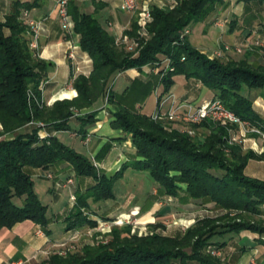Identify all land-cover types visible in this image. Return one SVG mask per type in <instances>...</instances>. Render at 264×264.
Returning a JSON list of instances; mask_svg holds the SVG:
<instances>
[{"label":"trees","instance_id":"obj_1","mask_svg":"<svg viewBox=\"0 0 264 264\" xmlns=\"http://www.w3.org/2000/svg\"><path fill=\"white\" fill-rule=\"evenodd\" d=\"M244 1V0H242ZM221 0H182L172 9H151L152 20L147 30L152 37L135 56L115 45L111 34L93 14L86 13L68 2V13L73 30L79 35V44L92 61L91 72L78 76L72 86L77 92L73 99H63L46 106L41 96L48 64L29 46L28 26L22 19L23 10L30 3L15 1L9 12L0 18V228H10L29 219L49 234L48 205L40 201L33 189L31 170H50L65 163L72 176L93 181L76 192V204L87 209L77 223L69 222L76 216L63 219L65 230L96 224L89 212V200L97 202L113 198V184L127 168L146 171L166 196L212 204L227 212L264 214V180L245 174L252 159L251 151L230 147L224 154L227 128L206 119L202 124L210 130L205 141L196 142L186 134L166 130L146 114L120 107L113 113L111 126L130 135L135 147L134 156L124 162L111 177L97 170L84 155L62 142L56 135L45 131L69 130L72 108L89 106L111 90L118 73L143 65H155L163 57L169 61L159 67L164 90L174 83L176 75L192 79L213 92L226 108L239 118L263 125L264 118L254 109L252 100L243 94V87L264 89V69L254 71L245 60L221 62L211 59L180 37L191 22L207 17ZM264 4V0H257ZM132 28L136 27L135 22ZM133 35L134 31H124ZM155 62V63H154ZM173 67V71L168 70ZM82 124L92 122L91 115L76 118ZM43 123V134L40 126ZM5 134L9 137L3 138ZM85 134V133H83ZM229 155V156H228ZM230 157V158H229ZM227 159L236 164L227 163ZM71 175V174H70ZM80 184V181L78 180ZM21 199V204L17 200ZM203 218L184 232L174 235L152 233L138 237L125 232L127 238L93 247L81 252H54L45 259L29 264H235L208 248L220 250L228 240L225 235L242 230L259 231L253 223L242 220ZM115 232V230H113ZM115 235V234H114ZM115 237V236H114ZM264 245V239L260 238ZM243 251V248L240 249Z\"/></svg>","mask_w":264,"mask_h":264},{"label":"rangeland","instance_id":"obj_2","mask_svg":"<svg viewBox=\"0 0 264 264\" xmlns=\"http://www.w3.org/2000/svg\"><path fill=\"white\" fill-rule=\"evenodd\" d=\"M180 1L182 0H163L164 4L158 8L172 9ZM243 2L246 4V8H249V4L251 5V8H249L251 12L254 13V10H256V12L258 11L259 16H257L255 13L254 15H256L257 19H260L261 22L264 21V7L261 5V3H258L257 0H244ZM221 3L222 2H219L217 4ZM153 7L156 6L149 5L146 8H148L151 12ZM142 9L143 7L140 8L138 5L134 12L128 13L134 17L133 22H135L136 25L135 28H132L133 25H131L130 28L126 29L127 31H134L133 35L127 34L129 37L137 40L134 49H126L124 44L115 42V45L119 49H123L125 53L132 56H135L141 47L152 37L151 32L148 30H146V35L144 36L140 33L138 13ZM125 13L119 10L114 12V14L119 15H125ZM247 16L248 15H244V19L250 18V16ZM205 18L196 20V22ZM221 19L217 21V24L224 23V26L221 30H219V34L216 36L214 43L207 47L208 49L206 50L209 53L205 55L211 59H218L224 63L236 62L243 59L252 64L251 66L254 71L264 69V31L261 33L254 31L248 32V29L243 28L244 31L242 35L229 38L228 35L232 31L231 29H235L237 25L234 24V21L230 22L232 25L230 26L229 24L230 30H227L226 33L227 22L224 21L223 18ZM193 22H191L181 31L180 37L185 39L192 47L199 50L198 44L191 42L188 39L192 34L191 25ZM106 25L108 31L110 32L118 29L117 24L110 27L108 23ZM147 27L148 26H146V29ZM185 30H188V32L185 33ZM215 52L219 53V55L216 57H214ZM168 63V59L163 57L155 65H148L150 66L151 71H153L155 74L150 77L151 79H149L148 88L151 91L148 93L147 91H143L142 94L139 93V90H137L136 87H133L135 83L133 84V82L127 81L125 78L121 77L115 81L113 87L111 85L110 91L108 90L104 95L99 97L103 100V105L100 109H92L94 102L89 106L72 108L73 116L71 118H79L81 116L87 115H91L93 117L91 123L87 125L82 124L84 130L82 133H76V136H80L83 145L86 146L88 144L90 134H88L87 128L92 126L94 122H97L98 117L96 118V114L98 112L101 113L104 111L107 117H111L113 119V113L120 107H124L131 111L144 113L152 121L160 123L168 131L186 134L196 142L205 141L207 136L210 134V130L202 126L206 119L199 121H191L186 119H188L189 115L192 114L196 108L203 105L208 100H204L200 103L186 101L185 99L181 100V98L177 96V94L180 92L179 89H177L175 93L170 91V87L167 90H164L161 77L162 74L165 73V68L167 67ZM159 67L164 68L165 71L158 72L159 70H153L154 68L158 69ZM173 69V67H170L168 70L173 71ZM176 82H182V79L176 78ZM242 91L243 94L252 99L259 92V89L248 88L245 86L243 87ZM145 95L146 99L144 98ZM211 96L212 91L207 90L205 98L208 99ZM46 106L48 105L46 104ZM257 110L264 118V109L259 106ZM213 122L221 124V126H225L227 128V136L225 137L226 147H223L224 154H229L230 147L233 146L240 147L243 152H253V154L256 155L258 159H252L248 162L247 167L245 168V174L264 180V136L251 131L243 133L240 131L237 125H234L230 122ZM39 123H41V121L35 122L33 124L37 126L39 125V132L43 134V123ZM74 126L78 128L77 124L71 122L70 130H73ZM247 126L248 129L251 127L264 129V123L263 125H258L249 120H247ZM68 132L69 131L67 130L63 135H60V140L68 145H73L75 147V149H73L88 158L97 170L104 172L108 177H111L120 169L122 164L115 167L117 169L113 168L110 170H106V168L102 165V161L105 159L106 154L112 148L111 142L104 143L94 154L90 152L86 153L82 150V146L79 141L69 138ZM73 135H75V133ZM7 137H9V134H5L3 136V138ZM110 152L113 155L114 151L111 150ZM112 155L109 158L112 159ZM226 162L233 165L237 163L231 159H227ZM63 164L65 163H61L48 171L38 168L32 169L33 189L37 193L40 201L48 205V216H52V214L56 216L58 214L55 213H62V210L67 205V211L65 215L72 218L76 216V214H79L80 210L81 212H87V209L82 208L80 205L75 203L76 192L81 191L86 186L83 182L84 179H79L76 177V175L72 176L74 172H71L70 170L69 176L62 178L60 176L62 170L60 165ZM64 167L67 169L70 168L69 165H64ZM68 177L71 178L72 183L66 182ZM78 180L80 181V184L78 183ZM92 182L93 181H90L88 184H91ZM112 188L115 194L113 198L103 199L97 202L89 200V206L91 207L89 212L92 213L91 211L93 210L96 211L97 214H103V216H98L96 224L93 226H91L92 224H87L71 229L76 231L73 237H69V239H66L64 242H60V244L57 243L56 245L58 246H55L53 252L51 253L58 252L60 254H65L66 252H81L82 248L87 246L93 247L107 244L113 240H121L124 237L127 238L128 234L125 232L127 227H129L130 230L129 234H133L138 237L148 236L154 232L165 235H174L178 232H184L188 227L194 225L197 221L207 217L220 218L223 221L236 216V219L233 220H242L248 223H253L259 230L262 231H242L255 233L257 236L256 242L263 245L259 242V240L260 238L264 239V214L254 215L246 212L234 211L225 213V210L214 208L210 203H207V205H202L195 200L186 199V201H182L176 197L174 198L171 196H166L160 192L156 183L149 177L146 171H137L132 168L125 169L122 176L115 180ZM70 193L74 194L73 200H71L69 197ZM17 204H21V199L17 200ZM104 214L109 215L105 216ZM146 214H151V217L147 218ZM66 216L62 215L63 219L68 218ZM79 216L81 215L76 216L74 219H70L69 222L77 223ZM52 229L55 228L52 227ZM113 230H115V232ZM208 249L212 250V254L214 255L224 257V255L226 256L227 254V258L229 257L227 250H216L211 246ZM239 253L240 252L238 250L235 252V254H233L234 256H232L237 257ZM229 262L235 263L233 260H229ZM249 264H255V261L251 260Z\"/></svg>","mask_w":264,"mask_h":264},{"label":"crops","instance_id":"obj_3","mask_svg":"<svg viewBox=\"0 0 264 264\" xmlns=\"http://www.w3.org/2000/svg\"><path fill=\"white\" fill-rule=\"evenodd\" d=\"M15 1L30 3V8L27 10L29 17L40 23L37 37V56L48 64L47 74L42 83L41 96L43 101L48 106H51L58 100L73 99L77 96V92L72 86L74 79L81 75L87 76L92 69L91 58L80 47L79 35L74 32L73 26L70 30L61 28L55 11V3L52 0H0L1 19L9 12ZM221 2L222 5H214V9L205 19L197 22L195 21L191 25L192 34L188 39L191 42L197 43L199 51L206 55L209 53L206 50L208 49L207 47L214 43L216 36L219 34V30L224 26V23H222L221 26L217 24V21L221 18L227 22L226 33L227 30H230L229 24L230 26L232 25L230 22L234 21V24L237 25L235 29H231L232 31L228 35L229 38L242 35L244 31L243 28L248 29V32L254 31L261 33L264 31V21L261 22L260 19H257L256 15H254L255 13L259 16L258 11L256 12V10H254L253 13L249 10V8H251L250 4L248 5L249 8H246V4L239 0H221ZM119 3L120 0H70L71 5L78 7V9L83 12L98 17L106 28L107 23L109 27L117 24V30L112 32L109 31L113 35H119L121 32L130 28L134 21V17L128 13L124 12L125 15L114 14L117 10L121 11L118 7ZM163 4V0L139 1L140 8L148 7L149 5H154L158 8ZM261 5L264 7V4ZM244 15H248L250 18L244 19ZM72 47L74 48L75 56L73 59H69L67 57V51ZM153 75L155 74L148 65L143 66L141 69L130 68L117 74L114 78L112 87L115 81L122 77L127 81L133 82V84L135 83L133 87H136L139 93L142 94L143 91H147L148 93L151 91L148 88V82ZM176 78L182 79V82H176ZM177 89L180 90L177 96L181 98V100L185 99L186 101L200 103L204 100L213 98L212 92V96L206 99L205 94L209 89L192 79H186L183 75H176L174 77V83L171 85L170 91L175 93ZM263 91L264 89H259L255 97L252 99L250 98L257 112L259 106L264 109ZM146 95L144 97L145 99ZM102 105L103 100L99 98L94 102L92 109H100ZM97 117V122H94L92 126L87 128V132L90 135L86 146L83 145L80 136L73 135L75 133L74 131L76 130L78 132L81 127V123L76 118H71L69 120V128L71 122L77 124L78 128L74 126L73 130H68V134L69 138L79 141L82 150L86 153L90 152L94 154L104 143L111 142V150L114 151L113 155L110 150L102 161V165L106 170H110L130 160L135 154V147L130 140L129 134L112 128V118L107 117L104 111L101 113L98 112L96 114V118ZM45 131L61 139L60 135H63L67 130L53 131L47 128ZM68 146L75 149L73 145L69 144ZM111 155L113 157L112 159L109 158ZM64 165L67 164L60 165L62 169L60 176L62 178L69 176V169L65 168ZM90 181L91 180L85 179L83 181L84 185H87ZM66 211L67 205L62 210V213H55L58 214L56 216L53 215V220L48 225L50 230L49 234L45 233L39 225L29 219L22 220L10 228L1 227L0 264H29L39 262L53 252L55 246H58L56 245L57 243L60 244V242H64L66 239H69V237H73L76 231H66L65 223L62 221V215L66 216ZM91 212L92 218L96 220L98 216H103V214H97L96 211L92 210ZM104 215L108 216L109 214ZM150 215L151 214H146V217L150 218ZM52 227L55 229H52ZM38 229L41 231L40 234L36 233ZM256 238V234L249 231L225 235L224 239L228 240V243L221 250H227L229 257L227 258L226 254V256L224 255L226 258H223L227 261L233 260L235 264H249L251 260L255 261V264H264V245L258 244ZM241 248H243L242 252L240 251ZM238 250L240 252L238 256L233 257V254Z\"/></svg>","mask_w":264,"mask_h":264},{"label":"built area","instance_id":"obj_4","mask_svg":"<svg viewBox=\"0 0 264 264\" xmlns=\"http://www.w3.org/2000/svg\"><path fill=\"white\" fill-rule=\"evenodd\" d=\"M55 3V11L57 18L59 19L61 28L64 30H70L73 26V22L71 19V16L68 13V2L69 0H52ZM140 0H120L119 3V9L122 12L132 13L134 12L138 5ZM22 19L25 22V24L28 26L29 29V46L33 50H37V37L39 34V26L40 23L33 20L29 17L28 11L23 10L21 13ZM138 24L140 26V33L144 36L146 35V26L151 21V12L148 8L144 7L139 13H138ZM218 25H222L221 23ZM188 32V30H185V33ZM184 33V34H185ZM115 42L121 43L125 45L126 49L133 50L136 46L137 40L129 37L124 31L121 32L119 35L116 36ZM219 53L215 52L214 57L218 56ZM75 56L74 48L72 47L67 51V57L69 59H73ZM154 71L157 69H153ZM202 119H210L211 121H218L220 123H226L230 122L234 125H237L241 132L246 133L248 131L256 132L261 134V136H264V129H258V128H247V120H243L239 118L234 112L229 110L225 107L223 102L218 98H212L208 100L203 105L199 106L194 110L192 114L189 115L188 119L191 121H199ZM41 124V123H39ZM264 128V127H263ZM66 182L72 183V180L70 177L66 179ZM70 199H74V194L70 193ZM37 234H40L41 231L38 229L36 231Z\"/></svg>","mask_w":264,"mask_h":264}]
</instances>
